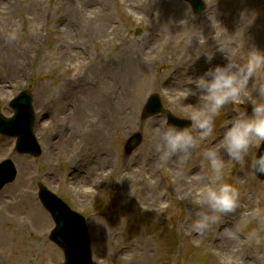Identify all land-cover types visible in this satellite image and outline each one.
<instances>
[{
	"label": "rangeland",
	"instance_id": "1",
	"mask_svg": "<svg viewBox=\"0 0 264 264\" xmlns=\"http://www.w3.org/2000/svg\"><path fill=\"white\" fill-rule=\"evenodd\" d=\"M205 2L196 15L182 0H0V76L15 52L12 77L20 69L28 77L0 82V102L29 84L43 147L38 157L12 155L18 176L0 192V264L63 263L37 196L40 181L87 216L93 264H258L243 239L187 231L193 206L177 191L183 182H174L179 162L160 163L152 151L149 130L164 118L142 117L155 91L166 110L187 117L198 99L186 96L195 87L189 77L227 63L216 51L213 20L216 35L235 42L234 55L264 50V0ZM202 48L215 53L211 62ZM231 114L226 109L218 122ZM136 133L143 140L127 153ZM10 143L0 136V160L11 155ZM182 167L189 179L192 171L202 175L195 154ZM151 172L158 192L150 190ZM225 178L264 202V179L250 170L230 166Z\"/></svg>",
	"mask_w": 264,
	"mask_h": 264
},
{
	"label": "clouds",
	"instance_id": "2",
	"mask_svg": "<svg viewBox=\"0 0 264 264\" xmlns=\"http://www.w3.org/2000/svg\"><path fill=\"white\" fill-rule=\"evenodd\" d=\"M212 27L216 29V51L225 55L227 63L189 77L188 83L195 87L187 88L186 96L198 98L186 113L191 124L162 122L150 129L152 151L160 163L173 158L179 162L174 182H183L177 183V191L193 206L187 231L201 237L211 234L220 240L243 239L256 262L264 264V202L258 194L246 193L238 183L225 178L230 166L264 174V50L253 47L246 55H234L235 42L227 34L216 35L219 29L214 20ZM200 42L203 45L205 39ZM201 50L211 62L215 53ZM248 104L251 111L241 107ZM229 108L231 116L218 122ZM194 154L200 178L205 181L195 192L184 187L191 181L182 167Z\"/></svg>",
	"mask_w": 264,
	"mask_h": 264
},
{
	"label": "bare ground",
	"instance_id": "3",
	"mask_svg": "<svg viewBox=\"0 0 264 264\" xmlns=\"http://www.w3.org/2000/svg\"><path fill=\"white\" fill-rule=\"evenodd\" d=\"M15 55V52L12 54V55H10V59H11V61L9 62V64L7 65V73L5 74L6 76H13L14 75V65H15V62L17 61V58L14 56ZM125 63L126 64H131L132 62L131 61H128V60H125ZM13 72V73H12ZM10 77H9V79H10ZM79 97V96H78ZM74 119V118H73ZM151 175H152V177H153V180L150 182V185H149V187H150V190H153V189H155V191L154 192H158V188L160 187V185H159V181H156V179H154V177H155V175H154V172H151ZM191 175H192V177H190V181H191V186L193 185V184H198V185H200V187H202L201 186V184H203V181H202V179L198 176V174L195 172V171H192V173H191ZM218 239V238H217ZM227 242H231V243H236V242H234V241H228L227 240Z\"/></svg>",
	"mask_w": 264,
	"mask_h": 264
},
{
	"label": "water",
	"instance_id": "4",
	"mask_svg": "<svg viewBox=\"0 0 264 264\" xmlns=\"http://www.w3.org/2000/svg\"><path fill=\"white\" fill-rule=\"evenodd\" d=\"M197 9H200V7H197ZM139 141H140V137L134 139L133 142H132V144H131V149H132L134 146H136V145L139 143ZM262 176H264V175H262ZM66 246L68 247L69 244H66Z\"/></svg>",
	"mask_w": 264,
	"mask_h": 264
}]
</instances>
